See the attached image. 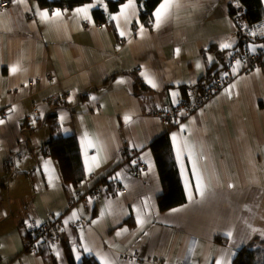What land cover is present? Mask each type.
Listing matches in <instances>:
<instances>
[{"label": "crops", "instance_id": "1", "mask_svg": "<svg viewBox=\"0 0 264 264\" xmlns=\"http://www.w3.org/2000/svg\"><path fill=\"white\" fill-rule=\"evenodd\" d=\"M116 1L0 0V264H69L64 240L77 262L87 255L96 264H233L239 249L264 239V68L245 73L234 65L202 108L182 101L222 75L238 47L264 48V19L240 34L235 0H172L156 28L152 16H141L145 0L124 12L128 0L112 10ZM89 5L84 19L76 9ZM139 82L146 87L136 89ZM164 109L176 120L159 121ZM47 119L57 121L58 135L78 139L86 174L78 187L43 153L52 134ZM167 133L187 144L186 175L195 185L191 150L205 194L193 186L189 199L176 161L185 201L161 210L151 145ZM96 187L102 196L88 198ZM31 219L56 223L50 255L27 248Z\"/></svg>", "mask_w": 264, "mask_h": 264}, {"label": "trees", "instance_id": "2", "mask_svg": "<svg viewBox=\"0 0 264 264\" xmlns=\"http://www.w3.org/2000/svg\"><path fill=\"white\" fill-rule=\"evenodd\" d=\"M44 6H68L74 7L81 5L88 0H39ZM123 0L111 2L110 7L116 10ZM142 1V0H140ZM244 4L245 16L250 24L260 23L264 19V5L263 0H239ZM158 4V0H145L142 7L141 16L144 20L152 16V11ZM214 76H217L214 74ZM211 76V79L214 77ZM209 78V77H208ZM210 79V80H211ZM209 80V81H210ZM146 87L142 82L137 84V88ZM206 87V83L199 85L198 89L201 95ZM186 88H184L185 90ZM194 100V99H193ZM186 101H192L190 96H186ZM52 126V134L49 139L44 143L42 149L43 153L52 157L57 161L63 180L66 184H72L78 187L85 179L84 165L82 161V154L78 139L73 136H62L57 134L58 123L54 119H47ZM151 149L155 156V160L160 172L162 184L164 187L163 193L158 199L159 207L161 210H167L181 204L185 201L184 189L179 175V170L176 164L172 140L170 134H164L156 139ZM28 243L30 242L29 235L27 236ZM216 240L221 241V238ZM27 243V244H28ZM64 252L67 256L69 264H96V262L87 255H84L80 262L75 260V253L71 243L62 241ZM40 252L51 254L52 245L45 241L40 242ZM233 264H264V239L255 238L250 244L238 250Z\"/></svg>", "mask_w": 264, "mask_h": 264}, {"label": "built area", "instance_id": "3", "mask_svg": "<svg viewBox=\"0 0 264 264\" xmlns=\"http://www.w3.org/2000/svg\"><path fill=\"white\" fill-rule=\"evenodd\" d=\"M2 8L7 9L9 7L8 1L1 3ZM231 17L241 24L239 33H243L250 23L245 16V6L239 0L231 2ZM90 23H86L89 26ZM239 61V64H237ZM229 66L224 70L222 75L214 76L206 85L204 91L196 99L192 101H182V105L189 107L192 110L202 108L208 100H210L215 93H217L232 77L231 69L234 65H241L245 73L260 70L264 68V48L257 51H252L246 48L238 47L229 60ZM227 73V75H224ZM5 116V114L3 115ZM157 119L161 122H170L176 120V115L173 111L161 110L156 115ZM125 191V190H124ZM102 196V191L99 187L89 192L87 197L91 199H97ZM26 232L29 235L30 242L27 244L29 250L38 251L40 248V242L45 241L50 245H55L59 241L58 227L54 222L40 221L37 219H31L26 224ZM159 260V259H158ZM158 260H152V263H157ZM161 260V259H160ZM1 262V258H0Z\"/></svg>", "mask_w": 264, "mask_h": 264}, {"label": "snow or ice", "instance_id": "4", "mask_svg": "<svg viewBox=\"0 0 264 264\" xmlns=\"http://www.w3.org/2000/svg\"><path fill=\"white\" fill-rule=\"evenodd\" d=\"M10 2H15V0H10ZM133 6V0H128V3L124 4L121 12H124V10L129 9L130 7ZM89 7H93V5H89L87 7H82V8H77L76 12L77 13H84V19H90V17L88 16V9ZM172 7V0H158V6L155 7V11L152 13V17L154 18L155 21V27L159 28L161 27L162 23L165 21L166 17L169 14V11ZM53 17H60L62 15V13L60 12V10H56L54 13H52ZM40 16L42 19L44 20H48L49 18V13L47 11H43L40 13ZM112 20H116L117 17L112 16L111 17ZM141 31H143V26L141 25ZM120 36H125V32L121 31ZM254 34V33H253ZM231 45L229 44H223L221 45L222 48H229ZM179 51V49H177V52ZM211 59V58H209ZM237 64H239V61H237ZM199 67V65H198ZM11 71L13 73H15L17 71L16 67H12ZM143 75V74H142ZM224 75H227V73H225ZM124 81H118V83H123ZM150 83H152L153 87H156V84L152 81H149ZM234 87V86H233ZM61 119H63V117H61ZM125 119H130L129 117H125ZM4 121L0 120V124H2ZM185 126L181 125V131H184ZM172 141H173V145L176 151V161L177 163L180 165V169H181V175L185 176V180H186V189L188 192V196L189 199H192V187L194 186L196 189V192L203 197L205 194V186L203 183V177L200 173V169L197 166L196 161L192 158V152L191 150H189V160L192 163V177L195 179V185H192L190 181H188L187 178V168L184 164V148L187 147V144L184 145V147H181V145L177 142V136L176 134L172 135ZM133 163H135V161H133ZM91 169H89L90 171ZM230 187H232L230 185ZM73 216H75V213H73ZM65 223H67V221H65ZM138 223H142V221L138 220ZM119 235V233H117ZM229 236H231V233H228ZM85 251H90L87 247H85ZM77 259H79V254H77ZM101 264H109L108 261L102 260ZM217 264H221L220 261H217Z\"/></svg>", "mask_w": 264, "mask_h": 264}]
</instances>
